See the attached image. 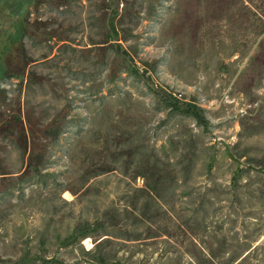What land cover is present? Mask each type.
Listing matches in <instances>:
<instances>
[{"label": "rangeland", "instance_id": "rangeland-1", "mask_svg": "<svg viewBox=\"0 0 264 264\" xmlns=\"http://www.w3.org/2000/svg\"><path fill=\"white\" fill-rule=\"evenodd\" d=\"M0 264H264V0H0Z\"/></svg>", "mask_w": 264, "mask_h": 264}]
</instances>
